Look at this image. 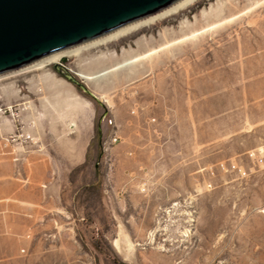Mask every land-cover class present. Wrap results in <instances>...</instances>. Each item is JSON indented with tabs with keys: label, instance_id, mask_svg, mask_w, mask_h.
Segmentation results:
<instances>
[{
	"label": "rangeland",
	"instance_id": "obj_1",
	"mask_svg": "<svg viewBox=\"0 0 264 264\" xmlns=\"http://www.w3.org/2000/svg\"><path fill=\"white\" fill-rule=\"evenodd\" d=\"M67 65L106 108L53 64L0 76L1 140L46 137V112L72 197L52 227L6 230L0 264H264V0H200Z\"/></svg>",
	"mask_w": 264,
	"mask_h": 264
},
{
	"label": "water",
	"instance_id": "obj_2",
	"mask_svg": "<svg viewBox=\"0 0 264 264\" xmlns=\"http://www.w3.org/2000/svg\"><path fill=\"white\" fill-rule=\"evenodd\" d=\"M181 1L0 0V75L100 39ZM68 61L63 57L54 63V71L106 108Z\"/></svg>",
	"mask_w": 264,
	"mask_h": 264
},
{
	"label": "crops",
	"instance_id": "obj_3",
	"mask_svg": "<svg viewBox=\"0 0 264 264\" xmlns=\"http://www.w3.org/2000/svg\"><path fill=\"white\" fill-rule=\"evenodd\" d=\"M46 80L55 81L56 78ZM60 80L65 82L62 78ZM76 95L84 107V100L87 99L78 93ZM34 117L43 123L39 128H43L42 133L46 134V137L40 138L39 141L19 142L15 144V147L10 148L0 136L1 252L6 230H19L30 236L31 231L46 228L48 225L52 227L57 222L56 213L62 214L72 200V197L64 191V183L54 178V158L62 157V155L54 156L53 148L47 139L52 134L49 116L46 112H39ZM82 117L84 121L81 123V130L88 131L90 116L87 118L83 114ZM37 123L35 120V127H38ZM71 126L76 125L71 123ZM29 138H32V135ZM36 139L38 138L35 137ZM70 148L73 150L72 153H68L67 150H70L68 146L65 148L66 152L63 155L66 161L63 163L83 165L87 160L84 141H75ZM11 149L13 153L10 152ZM75 149L78 152L76 155ZM79 198L82 202L86 201L84 197L78 196V200Z\"/></svg>",
	"mask_w": 264,
	"mask_h": 264
},
{
	"label": "bare ground",
	"instance_id": "obj_4",
	"mask_svg": "<svg viewBox=\"0 0 264 264\" xmlns=\"http://www.w3.org/2000/svg\"><path fill=\"white\" fill-rule=\"evenodd\" d=\"M198 1H200V0H182L181 2L175 4L174 6L168 8V9L162 11V12H159V13H157L155 15H152V16H150L148 18H145L143 20H140L138 22L132 23V24H130V25L124 27V28H121V29H119V30H117V31H115V32H113L111 34H108V35H106V36H104V37H102L100 39H97L95 41H92V42L84 44V45H80V46H77V47H74V48H70V49L62 51V52H59L57 54L51 55L49 57H46V58H44V59H42V60H40V61H38L36 63H33L31 65H28V66H25L23 68L16 69V70L4 73V74L6 75V74H11V73H16V72L23 71L25 69L32 68V67L49 66V65H52L54 63H57V62L61 61V59L63 57L69 58L71 55L77 53L80 49L88 47V46H90L92 44H95V43L108 44V43L114 42L115 40H117L119 38H122V37H125L126 35L130 34L133 31L139 30L142 27L150 25V24H152V23H154L156 21H159L160 19H162V18H164L166 16L172 15V14L177 13V12L187 8V7H190L191 5H194L195 3H197ZM4 74H1L0 76H3ZM77 75H78V73H77ZM93 76L97 77V75H93ZM99 98H101V97H99Z\"/></svg>",
	"mask_w": 264,
	"mask_h": 264
},
{
	"label": "built area",
	"instance_id": "obj_5",
	"mask_svg": "<svg viewBox=\"0 0 264 264\" xmlns=\"http://www.w3.org/2000/svg\"><path fill=\"white\" fill-rule=\"evenodd\" d=\"M118 137L117 136H115L114 138H113V142H116V141H118ZM252 156L254 155V154H251ZM259 162H261V163H263L264 162V157H260V158H256ZM232 167L233 168H236L237 166L235 165V164H233L232 165ZM222 168H225V165L224 164H222Z\"/></svg>",
	"mask_w": 264,
	"mask_h": 264
}]
</instances>
